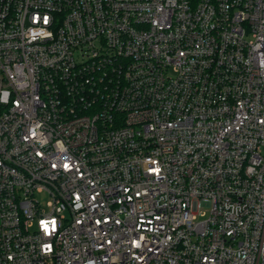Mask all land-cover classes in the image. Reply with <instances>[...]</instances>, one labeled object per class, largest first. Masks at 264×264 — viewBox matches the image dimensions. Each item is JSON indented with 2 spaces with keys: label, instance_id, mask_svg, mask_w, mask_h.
Returning a JSON list of instances; mask_svg holds the SVG:
<instances>
[{
  "label": "built area",
  "instance_id": "built-area-1",
  "mask_svg": "<svg viewBox=\"0 0 264 264\" xmlns=\"http://www.w3.org/2000/svg\"><path fill=\"white\" fill-rule=\"evenodd\" d=\"M0 264H264V0H0Z\"/></svg>",
  "mask_w": 264,
  "mask_h": 264
},
{
  "label": "rangeland",
  "instance_id": "rangeland-1",
  "mask_svg": "<svg viewBox=\"0 0 264 264\" xmlns=\"http://www.w3.org/2000/svg\"><path fill=\"white\" fill-rule=\"evenodd\" d=\"M40 200L42 201L43 204H46V201L48 200V198L45 195H41Z\"/></svg>",
  "mask_w": 264,
  "mask_h": 264
}]
</instances>
